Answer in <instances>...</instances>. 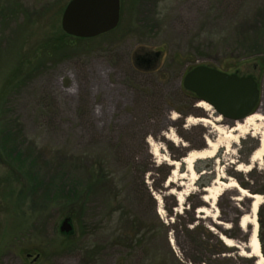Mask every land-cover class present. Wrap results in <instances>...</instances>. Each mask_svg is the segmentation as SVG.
Wrapping results in <instances>:
<instances>
[{"label":"rangeland","instance_id":"374dc122","mask_svg":"<svg viewBox=\"0 0 264 264\" xmlns=\"http://www.w3.org/2000/svg\"><path fill=\"white\" fill-rule=\"evenodd\" d=\"M68 1L0 0V136L20 151L13 158L0 148V264H142L139 258L151 246L161 261L166 252L169 263L184 262L176 232L164 233L159 224L181 220L182 209L198 199L200 225L229 238L223 231L250 216L251 199L233 187L219 190L214 181L232 178L243 188L249 169H236L245 165L240 158L248 159L242 141L250 137L258 144V134L250 128L236 133L227 150L197 159L191 178L181 158L221 137L215 126L225 131L234 122H188L217 114L185 98L181 82L196 65L252 76L260 88L255 111L264 115V0L227 6L221 0H119L117 25L87 38L62 30ZM245 15L255 19L250 25L260 22L256 29L245 24ZM245 46L253 49L249 56ZM136 57L152 62L139 64ZM173 160L177 166L169 164ZM248 162L264 172V155ZM100 167L108 180L92 184L96 178L88 170ZM207 180L210 194L220 192L214 202L204 200V187L197 185ZM71 185L87 194L79 217L69 219L71 231L64 232L60 224L70 207L62 200ZM172 197L176 206L169 216L163 205L170 208ZM261 217L264 235V210ZM148 225L153 238L137 249L141 255L115 245L119 234L141 236ZM231 240V254L250 252ZM220 264L245 262L233 256Z\"/></svg>","mask_w":264,"mask_h":264},{"label":"trees","instance_id":"16d2710c","mask_svg":"<svg viewBox=\"0 0 264 264\" xmlns=\"http://www.w3.org/2000/svg\"><path fill=\"white\" fill-rule=\"evenodd\" d=\"M237 1V0H235ZM233 2L232 0H221V3H224L226 6L231 4ZM242 4H240L241 6ZM264 15V13L261 15V17ZM245 24L249 25V27L256 29L260 22L264 24V17L263 19L257 21L254 23V25H250L251 22L255 21L253 20L252 17L249 15H245ZM261 24V25H262ZM248 27V28H249ZM264 46V44H263ZM244 55L249 56V54L253 51L249 46H245L244 48ZM181 94L190 100V102H194L195 95L187 90H185L182 85L180 89ZM7 135V134H6ZM7 138L5 136H0V148L5 152L8 156L11 157H20V151L16 150L15 147L12 145L7 144ZM244 145V150H245V155L248 156L252 153V151L257 147V141L253 138H247L242 141ZM248 145V146H247ZM242 162L245 164H248V159L245 158H240ZM22 162V161H21ZM165 168V166H162ZM89 171V177L91 179H95V182L92 184H102L106 183L108 180V176L106 173L104 174L103 171L101 170V167L96 173V170L90 169ZM149 171L147 168H143L141 172H146ZM166 174H168V171L165 172L161 182L165 179ZM203 177V175L198 176L197 181ZM245 177L247 178V182H240L241 186L247 190L250 193L253 194H261L264 195V172H258L255 169V166H252L247 173L245 174ZM143 184V181H142ZM144 190L148 196V198H151V194L149 190L147 189V186L145 184ZM198 186L200 187H206L208 186V180L204 182H198ZM158 187V186H157ZM91 188L90 182L88 184V190L89 191ZM60 190V189H59ZM87 194V193H86ZM86 194H82L80 189L76 185H71L67 186L65 190V195H63V202L65 204H68L69 211L67 212V216L69 219L73 220L81 214L82 211V206H83V197H85ZM166 199V198H165ZM173 199V204L169 208L167 207L166 203L163 205V208L165 211L169 214V216H172L173 214V207L176 206V202ZM82 200V202H81ZM82 204H81V203ZM250 202H248L249 204ZM202 204L201 200H197L196 202L189 203L187 208H183L181 211L180 218L181 220L171 224H164L163 222H160L159 226L164 230V233L168 228H173L174 231L176 232V242L181 250V259L184 261H178V263L168 262L166 256L167 253L165 252V257L162 259L159 258L158 250L156 247L151 246L150 250L146 248L142 255V258H139V261L143 264H220L223 261L230 262L232 260V257L234 256L237 259H240L241 261L245 262V264H254L255 258L253 256H246L243 255L241 256L239 252H236L234 254H231L233 251V247L235 246H227L222 239L220 238V234L217 232H211L207 228H204L203 226L200 225L199 221L197 220L195 216V212L197 208H199ZM76 208L73 209V208ZM249 207V206H248ZM264 210V200L258 205L257 209V221L259 224V229H258V240L260 243L261 247V253L264 256V235H262L261 230L263 229V222H262V212ZM177 215V214H175ZM131 224L135 225L137 223L136 218L130 219ZM231 226L227 231H223L224 234L233 239L236 242H239V244L243 243L245 245L248 244L249 236L251 229L248 227L247 229H244L240 226L239 224V219L233 221L230 223ZM250 229V230H249ZM154 226L148 225L147 228L145 227V232L144 234L137 235L136 232H131L130 236L127 235V233L119 234L116 237V240L114 241L115 245H118L119 247L123 248L129 255H141V251L137 252V249L143 244L144 240L147 239L149 242H151L153 238V231ZM221 231V230H220ZM222 232V231H221ZM146 235L148 237L146 238ZM247 252H249V248ZM235 250V249H234ZM140 257V256H139ZM163 262V263H162Z\"/></svg>","mask_w":264,"mask_h":264},{"label":"water","instance_id":"95a60500","mask_svg":"<svg viewBox=\"0 0 264 264\" xmlns=\"http://www.w3.org/2000/svg\"><path fill=\"white\" fill-rule=\"evenodd\" d=\"M119 8V0H69L63 9L60 25L70 36L94 37L117 25ZM181 85L195 95L197 102H206L218 116L234 123L256 112L260 98L259 85L252 76H239L206 65L189 69ZM71 229L69 218L65 217L60 230L70 232Z\"/></svg>","mask_w":264,"mask_h":264},{"label":"bare ground","instance_id":"6f19581e","mask_svg":"<svg viewBox=\"0 0 264 264\" xmlns=\"http://www.w3.org/2000/svg\"><path fill=\"white\" fill-rule=\"evenodd\" d=\"M197 106L202 108L203 110H210L212 107L207 104L204 101H198ZM221 120L220 116H216L212 120L205 118V117H198V118H191L188 117L187 121L190 123L200 122V123H212L213 121H219ZM260 122V125L258 124ZM264 115L258 111L253 112L252 114L246 116L241 121H236L234 125L227 130L223 131L222 127L215 126L214 130L219 132L221 134V137L216 138L215 140L206 139V147L199 149V150H190L188 151L182 158V163L185 164V171L188 175H190L191 178H196V173L193 167V163L197 159H204V158H211L214 157L216 154V151L219 147H224L226 150L228 149L230 142H236L237 141V134L236 133H247L249 131V128L256 131L258 134V144L257 148L253 151L250 162H259L262 160V157L264 155ZM170 140H173L172 136L169 137ZM157 147H154L152 149L153 154H157ZM169 164L178 165V161H168ZM237 170H248L250 169V165H243V164H237L236 167ZM176 171L175 169L173 170ZM181 176H184V173H181ZM215 183H219L220 189L233 187L237 189L240 193L243 195L249 197L251 201L253 202L249 203V211L250 216L247 214H244L240 218V226L244 227L246 224H251V234L249 236L247 247L249 248V253L246 254V256H253L256 257L254 264H264V257L261 253L260 249V243L257 236V229H258V223L256 220V212L258 205L262 202V196L260 194H248L245 189L241 188L234 179L228 178L227 181H222L221 179H217L214 181ZM212 190V186L208 185L204 187V191L206 192L205 195H203V199L207 200V197L214 202L216 197L219 195V190L213 192L210 194ZM182 195H177V200L181 201ZM251 207V208H250ZM160 210V209H159ZM202 208H197V211H202ZM223 238V242L227 246H234L231 239L226 238L224 236H221ZM243 255V253H242Z\"/></svg>","mask_w":264,"mask_h":264},{"label":"flooded vegetation","instance_id":"af4514ba","mask_svg":"<svg viewBox=\"0 0 264 264\" xmlns=\"http://www.w3.org/2000/svg\"><path fill=\"white\" fill-rule=\"evenodd\" d=\"M136 58L139 60L138 61L139 64L143 63L148 66L152 62L151 58H146V57H136Z\"/></svg>","mask_w":264,"mask_h":264}]
</instances>
